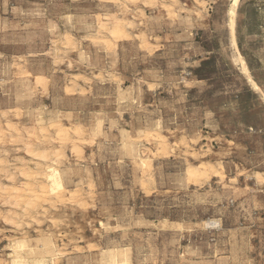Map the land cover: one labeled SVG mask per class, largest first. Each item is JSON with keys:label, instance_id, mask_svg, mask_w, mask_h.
Segmentation results:
<instances>
[{"label": "rangeland", "instance_id": "rangeland-1", "mask_svg": "<svg viewBox=\"0 0 264 264\" xmlns=\"http://www.w3.org/2000/svg\"><path fill=\"white\" fill-rule=\"evenodd\" d=\"M0 125V186L48 187L45 163L65 185L0 192V264L21 238L46 264H264V0H0Z\"/></svg>", "mask_w": 264, "mask_h": 264}, {"label": "bare ground", "instance_id": "bare-ground-1", "mask_svg": "<svg viewBox=\"0 0 264 264\" xmlns=\"http://www.w3.org/2000/svg\"><path fill=\"white\" fill-rule=\"evenodd\" d=\"M108 2V1H107ZM148 3V2H147ZM148 6V4H147ZM106 13V12H104ZM108 14V13H107ZM112 14V13H111ZM108 15V16H111ZM113 15V14H112ZM108 16H105L104 17V20L105 21H110L111 19L108 17ZM72 20V19H71ZM127 20V19H126ZM102 21V19H101ZM102 31H105L108 33V36L109 38L111 39H114L115 41L121 39V38H126V33L125 31H123V22H121L120 20L118 19H114L111 21V26H107L106 23H103L102 26ZM136 29V28H135ZM148 36V35H147ZM105 38V37H104ZM69 39V38H68ZM99 39V38H98ZM110 39V40H111ZM122 40V39H121ZM107 41V40H106ZM118 42V41H117ZM68 43V41H67ZM150 46V45H149ZM22 61V60H21ZM20 61V62H21ZM26 64V63H25ZM39 75V74H38ZM37 75V76H38ZM43 75V74H42ZM43 77V76H42ZM45 77V76H44ZM46 78V77H45ZM39 80H41L42 78L38 77ZM78 84V83H77ZM43 86V85H42ZM47 86V85H46ZM45 87V86H44ZM47 89V88H46ZM124 90V89H123ZM126 95V94H125ZM125 97V96H124ZM31 117V116H30ZM37 117V115H36ZM67 117V115H66ZM68 118V117H67ZM32 119V118H30ZM35 119V118H34ZM27 120H28V117H27ZM71 120V119H70ZM31 121V120H30ZM38 123L43 121V117L40 116L38 117L37 119ZM36 121V122H37ZM58 121V119H57ZM59 122V121H58ZM61 122V121H60ZM59 122V123H60ZM92 122V121H91ZM94 122V121H93ZM158 122V120H157ZM37 123V124H38ZM161 123V122H160ZM31 124H34L33 122H31ZM40 124V123H39ZM43 124V123H42ZM95 124V123H94ZM23 125V124H22ZM59 125V124H58ZM55 126V123L53 122L51 124V127H54ZM65 126V125H64ZM63 126V127H64ZM103 126V125H102ZM142 126V125H141ZM50 127V128H51ZM79 127V126H78ZM146 127V126H145ZM154 127V126H153ZM30 128V127H29ZM61 128V127H60ZM65 128V127H64ZM91 128V127H90ZM143 128V126H142ZM16 128H14V126L9 123V121L6 123V130L8 131H12ZM54 129V128H53ZM146 129V128H145ZM164 129V128H163ZM17 130V129H16ZM26 131V129H24ZM29 130V129H28ZM91 130V129H90ZM154 130V129H153ZM0 131L1 130V125H0ZM58 131L60 132V134L62 135L63 131L64 130H61L58 128ZM94 131L98 132L100 131V125L98 124ZM133 131V130H132ZM131 131V132H132ZM141 131V130H140ZM3 132V131H2ZM80 130L77 131V133L79 134ZM135 132V131H134ZM139 132V130L137 131ZM144 132V131H142ZM5 133V132H4ZM65 133V132H64ZM23 134V133H22ZM130 134V133H129ZM21 135V134H20ZM128 135V133H127ZM10 136V135H8ZM193 135H191L190 137H192ZM4 137V136H3ZM128 137V136H127ZM194 137V136H193ZM2 138V137H1ZM131 138V137H129ZM135 138L137 139V135L135 136ZM150 138V137H149ZM152 140L156 141V142H164L165 141V136L162 135V134H158V135H154L152 136ZM4 139V138H3ZM132 139V138H131ZM195 139V138H194ZM25 140V139H24ZM75 140V139H74ZM79 140V139H77ZM214 140V139H213ZM197 141V140H196ZM215 141V140H214ZM21 142V141H20ZM89 142V141H88ZM91 143V142H90ZM137 143V142H136ZM139 143V142H138ZM193 143V142H192ZM72 144L73 146L76 148L77 146V143L75 141H72ZM196 144V143H195ZM161 145V144H160ZM24 146L26 147V152L30 151V147L28 145V142H25L24 143ZM168 146V145H167ZM160 147V146H159ZM158 147V148H159ZM178 147V146H177ZM122 148L128 152L133 158L135 159H138V161H140V164L142 166H145L146 165V159L144 157H142V154L140 153V150H139V147L136 146L135 142H133L132 140H124L123 143H122ZM145 149V148H144ZM143 149V150H144ZM162 149V148H161ZM195 149V148H194ZM148 150V149H146ZM160 150V149H159ZM167 150V149H166ZM172 150V149H171ZM3 152V151H2ZM76 152V151H75ZM79 152V151H78ZM143 152V151H142ZM144 153V152H143ZM48 152H44L43 155H39V156H36L34 157V159H38V160H43L46 156H47ZM53 154V153H52ZM59 154V152L57 153ZM77 155V154H76ZM148 155V154H147ZM3 159V158H2ZM207 161V160H206ZM36 162V161H34ZM220 162V161H219ZM223 163V162H222ZM38 164V162H37ZM44 164V163H43ZM42 164V165H43ZM1 165V164H0ZM213 165V164H212ZM41 166V165H40ZM222 168V167H220ZM254 168V167H253ZM44 169L46 170V176H45V180L48 184V187L46 185H44V182L41 181L39 179V177L37 175H35L34 173V176H33V180H32V183H26L25 185H17V186H12V187H2L0 186V192L2 194H5V195H11L14 197L15 199V204L18 205L21 203L22 201V197L24 198V196H34V197H38V194L36 193L37 190H39L41 192L42 195H46V194H52V196H54L53 194H55V196L59 193H63V190L65 191V185H64V182H63V176H62V173L61 171L57 168V167H54L52 165H49L47 163H45V167ZM214 169V167H213ZM224 169V167L222 168ZM208 170V167H206L205 165H198L197 167L195 168H191L189 169V173L188 175L190 177H193V178H196L198 179L197 177L199 176H203V175H206V171ZM27 171V170H26ZM48 172V173H47ZM225 172V171H224ZM23 174H27L26 172H22ZM212 173V172H211ZM210 173V174H211ZM228 173V172H227ZM11 174V173H10ZM245 174V173H244ZM6 176H9L6 174ZM28 176V175H27ZM26 176V177H27ZM90 176V175H89ZM14 177V176H13ZM203 178V177H202ZM11 179V178H10ZM200 179V178H199ZM258 179V178H257ZM13 180V179H12ZM190 180V179H189ZM9 181V180H8ZM1 183V182H0ZM196 182H194L193 184H195ZM226 188V187H225ZM67 189V188H66ZM79 189V188H78ZM90 189V188H88ZM68 190V189H67ZM71 190V189H70ZM77 190V189H76ZM65 193H63L64 195ZM82 195V194H81ZM74 196V195H73ZM3 197V196H2ZM1 197V198H2ZM12 197V198H13ZM11 198V199H12ZM66 198V197H65ZM77 198V197H76ZM9 199V198H8ZM32 199V198H31ZM53 199V198H52ZM69 199V198H68ZM7 200V199H6ZM5 200V201H6ZM71 200V199H69ZM4 201V202H5ZM31 201V200H30ZM37 201V200H36ZM49 201V200H48ZM55 200L53 199V207H56L54 205V202ZM8 203V202H7ZM11 203V202H10ZM49 203V202H48ZM34 204V203H33ZM32 204V205H33ZM15 205V206H16ZM36 206V205H35ZM9 207V206H8ZM21 207V206H20ZM11 208V207H10ZM10 208H9V211H10ZM19 208V207H18ZM25 208V207H24ZM44 208V207H43ZM8 209V208H7ZM31 209V208H30ZM37 209V208H35ZM55 209V208H54ZM18 210V209H17ZM43 210V209H42ZM45 210V208H44ZM30 211V210H29ZM32 212V211H31ZM14 213V212H13ZM25 213V211L23 212ZM30 212H28L29 214ZM37 213V212H36ZM49 213V212H48ZM22 214V212H21ZM20 214V215H21ZM8 215H11L8 213ZM4 216V221L5 223L7 224H11V223H14V217L12 216ZM18 215V216H20ZM3 216V215H2ZM54 216V215H53ZM24 217V216H22ZM25 217H26V214H25ZM28 217V216H27ZM30 218V217H29ZM20 219V217H19ZM59 219V218H58ZM57 219V220H58ZM24 220V219H22ZM21 220V221H22ZM42 220V219H41ZM53 220V219H52ZM20 221V222H21ZM55 221V220H54ZM27 223L28 225V222H25ZM24 223V225H25ZM17 224V223H16ZM21 224V223H20ZM206 224L208 226H217V222L216 221H209V222H206ZM23 224L19 225V226H22ZM23 227V226H22ZM21 227V228H22ZM11 229V228H10ZM14 230V229H13ZM19 230V229H18ZM7 235V234H6ZM23 235V234H22ZM13 240V238H12ZM42 240V239H41ZM40 241V240H39ZM45 242L44 240H42V243L38 244L39 242H37V247H35L34 245L32 246L29 241L25 238H21V239H17L15 240L12 244H11V250H12V262L13 264H46L47 261L50 259V260H53L56 255V253H54L53 251L55 250L56 251V248H55V244L54 245H45ZM10 244V243H9ZM28 250H32V253L30 254L28 252ZM101 250V249H100ZM38 255V256H35V255ZM29 255H34V257H32L31 259H29ZM99 256V254H98ZM97 256V257H98ZM31 260V262H30ZM54 261V260H53ZM187 263L189 264H200L202 263V259L198 258V257H195V258H191V259H187ZM100 262L101 264H128V258L126 257V253L124 250L120 251L118 248H109V249H106L102 252V257L100 259ZM53 263V262H52ZM89 264V263H88Z\"/></svg>", "mask_w": 264, "mask_h": 264}]
</instances>
